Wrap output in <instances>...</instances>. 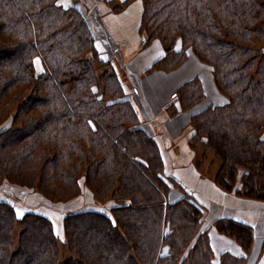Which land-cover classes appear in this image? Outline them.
<instances>
[{
    "label": "trees",
    "instance_id": "1",
    "mask_svg": "<svg viewBox=\"0 0 264 264\" xmlns=\"http://www.w3.org/2000/svg\"><path fill=\"white\" fill-rule=\"evenodd\" d=\"M139 1L138 31L163 51L145 71L190 51L224 97L190 116L191 147L214 157L225 192L264 202V0ZM96 42L73 3L0 0V264H246L250 225L208 223L186 194L170 202L159 146ZM173 95L165 108L187 110L203 98L200 78ZM211 229L243 254L216 255Z\"/></svg>",
    "mask_w": 264,
    "mask_h": 264
},
{
    "label": "rangeland",
    "instance_id": "2",
    "mask_svg": "<svg viewBox=\"0 0 264 264\" xmlns=\"http://www.w3.org/2000/svg\"><path fill=\"white\" fill-rule=\"evenodd\" d=\"M119 1L114 0L113 3L120 5ZM59 2L65 6L73 3L81 11L86 21L90 23V26L94 25L100 56L108 59L110 66L122 77L126 96L130 95L135 108L141 114L139 120H143L142 126L146 130L148 129L147 131L150 129L152 131H160L163 126L169 128L168 130L171 133L167 132V134L170 137L169 141H171L170 147L176 153V157L172 156L171 162L185 170L187 176L190 175L192 179L200 177V181L203 179L211 180L216 188L223 191L225 193L223 197L221 196L223 193L219 194L217 190L211 195V199L215 200V204L223 203L226 206L235 208L241 206L247 211H252L251 213H253L255 218L258 214H262L264 212V202L253 201L237 196L232 192H225L212 178L216 165L214 157L207 152L205 158L201 159V147L198 146L195 149L191 147L189 138L192 134V129L188 124L190 116L208 104L224 102V97L214 87L210 67L197 61L194 55L188 51L186 59L174 69L164 71L151 68L145 71L144 68L149 57L153 58V56L159 55L163 51L157 40H152L150 43L145 44L144 38L139 36L141 35L138 31L141 12L139 0L130 2L120 11H114L112 7L105 3V0H59ZM96 35H98L99 41ZM141 39L142 41H140ZM112 41H115L117 48L113 47ZM37 60H39V64L36 63ZM33 64L36 72L42 70L39 57L34 59ZM193 77L200 78L204 94L203 98L191 105L187 110L177 112L176 108H172V113H170L165 108L166 104L172 98L174 99L175 96L173 94L177 87ZM132 89H134L133 92ZM180 113H184L188 117L185 123L175 124L170 121L172 116H179ZM163 134L166 135L165 133ZM169 153L168 155H171ZM186 195L190 200L196 202L194 198L188 194ZM22 198L31 203L41 201L40 197L30 190H27ZM89 199L91 200L88 195H84L76 202H66L58 204V206L62 208L74 207L80 202L89 201ZM203 209L206 211L205 207ZM258 226L260 227V223H258ZM17 228H15L13 233V239L17 238ZM254 247L256 246H254L253 242L248 252L246 264H252L253 262L256 253V248Z\"/></svg>",
    "mask_w": 264,
    "mask_h": 264
},
{
    "label": "crops",
    "instance_id": "3",
    "mask_svg": "<svg viewBox=\"0 0 264 264\" xmlns=\"http://www.w3.org/2000/svg\"><path fill=\"white\" fill-rule=\"evenodd\" d=\"M141 36V35H139ZM144 40V39H143ZM142 41V39L140 40ZM112 45L114 48H117V44L115 41H112ZM163 53L153 56V58L150 56L148 62L145 65V68H148L152 61L161 56ZM152 55V54H151ZM198 111V110H197ZM187 112V111H185ZM184 112V113H185ZM196 112V111H195ZM142 113V112H140ZM184 113L177 114L179 116H172L170 118V121L173 123H185L188 120V117ZM141 114L138 112L139 118ZM143 120L140 119V126H142ZM168 127L162 128L160 131H152L150 129L148 132L153 136V138L156 140L161 156L164 162V174L171 178L175 182V186H172L170 188L168 199L170 202L177 200L180 198L183 194H188L192 198L196 200V202L203 208L205 207L206 211L204 210V219L205 221H214L216 219L220 218H233L236 221L248 224L252 227L254 231V248H256V253L254 255V259L252 264H264V250L261 248L262 246V239L264 237V212L262 214H258L255 217H253L252 211H247L245 208L239 206L237 208L226 206L223 203L221 204H215L214 201L211 199V195L215 193L217 190L219 194L223 193L221 196H224V192L220 191L218 188L215 187L214 183L211 180H202L200 181V177L192 179V177L189 175L187 176V173L185 170H183L181 167H178L176 164H173L171 162L172 156L176 157V153L173 149H171V141L169 135L167 132H169ZM148 130V129H147ZM165 133L166 135H164ZM171 133V132H169ZM164 139V141H162ZM170 151V153H169ZM171 154V155H168ZM202 185V187H201ZM258 223H260V227L258 226ZM261 236V237H260ZM209 238H210V244L212 247L213 252L217 255L221 253L222 251H229L234 255H242L243 251L240 249V247L234 242V240L225 237L219 233H217L214 229H211L209 231Z\"/></svg>",
    "mask_w": 264,
    "mask_h": 264
},
{
    "label": "snow or ice",
    "instance_id": "4",
    "mask_svg": "<svg viewBox=\"0 0 264 264\" xmlns=\"http://www.w3.org/2000/svg\"><path fill=\"white\" fill-rule=\"evenodd\" d=\"M37 64H39V60L36 61ZM264 139V138H262ZM22 215V213L17 212V217H20ZM57 235H59V233H57ZM60 239L63 240V236H60Z\"/></svg>",
    "mask_w": 264,
    "mask_h": 264
}]
</instances>
